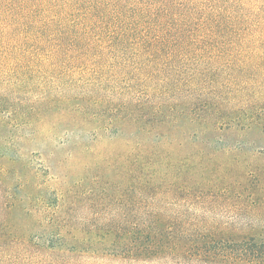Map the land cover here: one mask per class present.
<instances>
[{
	"label": "trees",
	"instance_id": "obj_1",
	"mask_svg": "<svg viewBox=\"0 0 264 264\" xmlns=\"http://www.w3.org/2000/svg\"><path fill=\"white\" fill-rule=\"evenodd\" d=\"M227 5L0 0L1 119L46 123L57 115L96 134L130 136L115 164L128 181H120L121 206L133 209L130 219L101 220L79 236L61 202L47 245L13 236L6 247L0 238V264L77 263L61 260L68 254L130 264H264V236L238 235L183 209L262 182L243 162L251 148L220 143L232 131L264 137V30L226 25L234 18ZM178 135L192 149L174 158ZM215 152L229 164L215 166ZM11 247L31 258L21 261Z\"/></svg>",
	"mask_w": 264,
	"mask_h": 264
},
{
	"label": "rangeland",
	"instance_id": "obj_2",
	"mask_svg": "<svg viewBox=\"0 0 264 264\" xmlns=\"http://www.w3.org/2000/svg\"><path fill=\"white\" fill-rule=\"evenodd\" d=\"M216 3L229 4L227 6L234 18L226 20V25L241 23L245 28L264 30V0H216ZM23 96L29 97V94ZM21 108L27 110L25 105ZM5 115L6 112L0 110V238L6 239V247H9L13 236L24 238L33 245H47L45 239L51 232L52 211L61 202L69 211L75 234L79 236L90 230L95 222L133 216L131 203H127L125 208L121 206L120 181H128H123L120 166L115 164L117 159H124L128 154L125 141L130 136L115 139L110 134H96L85 123L73 120L70 122L74 125L67 123L69 117L60 120L53 115L55 117L51 116L50 122L17 124L2 120ZM244 133L232 131L220 143L222 146H235L240 141L245 148H251L253 152L242 156L243 162L261 174V184L257 186L246 181L229 189V193L217 202L207 200L201 209L195 210L194 206L189 210L188 205H183V209L190 212L189 216L192 212L200 221L227 227L235 234L263 237L264 137L258 133ZM180 138L178 135L171 139L170 152L174 158L183 157L192 149L190 143L180 144ZM220 153L215 152L214 165L224 168L230 159L227 154ZM238 192L243 195L241 199L236 198ZM7 249L9 253H17L21 261L31 258L20 249L16 251L17 247ZM35 249L31 247L30 251ZM36 257L34 255V260ZM61 260L76 261L74 264H130L74 254H68Z\"/></svg>",
	"mask_w": 264,
	"mask_h": 264
}]
</instances>
